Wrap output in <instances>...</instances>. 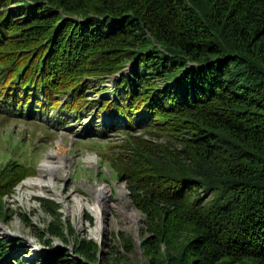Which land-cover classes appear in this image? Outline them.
<instances>
[{"label":"trees","instance_id":"obj_1","mask_svg":"<svg viewBox=\"0 0 264 264\" xmlns=\"http://www.w3.org/2000/svg\"><path fill=\"white\" fill-rule=\"evenodd\" d=\"M117 77L116 98L89 99L91 79ZM61 95L66 114L104 118L96 137L127 133L117 169L147 217L148 264H264V0H0V104L50 111ZM36 168L8 160L0 201ZM9 244L0 264H36L4 261ZM99 253L80 240L81 257L45 259Z\"/></svg>","mask_w":264,"mask_h":264},{"label":"rangeland","instance_id":"obj_2","mask_svg":"<svg viewBox=\"0 0 264 264\" xmlns=\"http://www.w3.org/2000/svg\"><path fill=\"white\" fill-rule=\"evenodd\" d=\"M119 79L108 80L105 85L110 86V91L104 89V84L91 79L93 85L88 93L89 99L100 98L97 90L116 98L113 91ZM56 98L63 103L59 109L50 111L39 106L37 109L35 106L34 109L19 106L12 110L0 104V168L12 158L37 167L36 176L22 181L12 194L3 195L0 201V239L14 243L13 246L9 244L14 249L4 261L13 263L14 257L21 256L26 261L46 264L47 255L79 258V242L86 240L100 247L99 261L94 264H148L143 248V242L150 237L147 217L117 169L121 163L118 158L129 152L124 147L129 138L127 133L119 131L96 137L92 126L103 130L104 118L97 119L94 112L68 115L66 104L70 103V97L61 95ZM41 101L47 105L43 98ZM90 106L98 111L95 105ZM61 116H66L67 121L60 119ZM154 138L159 140L145 135L147 140ZM51 153L65 160L59 178H45L44 187H28L27 196H23L20 186L44 175L42 164ZM101 186L110 188V209L102 236L95 237L92 229L96 218L89 209L80 211L79 200L93 203L94 193ZM55 210H58L56 214ZM132 212L137 213L138 218ZM51 226H54V232L58 228L62 236L57 232L52 236ZM129 242L132 250L127 247Z\"/></svg>","mask_w":264,"mask_h":264},{"label":"bare ground","instance_id":"obj_3","mask_svg":"<svg viewBox=\"0 0 264 264\" xmlns=\"http://www.w3.org/2000/svg\"><path fill=\"white\" fill-rule=\"evenodd\" d=\"M64 166H65V160L62 157L55 155L54 153H51L43 161V164H42L44 175H41L40 178H36V179L33 178L32 180H29V181L27 180L23 182L19 188V191L22 193L23 196H27L25 192L28 187L35 186V185L44 187L45 185L43 184V180L45 178L58 179L59 171ZM109 193H110V188L108 186H101L94 193L93 203H90L89 201L79 200L80 211H85L89 209L93 213L94 217L96 218V225L92 229V234L95 237H101L105 229V217H106L107 212H109V209H110V206L108 204ZM132 215L135 218H138L137 213L132 212Z\"/></svg>","mask_w":264,"mask_h":264}]
</instances>
